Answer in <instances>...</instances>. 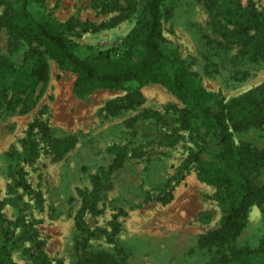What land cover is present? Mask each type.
Returning a JSON list of instances; mask_svg holds the SVG:
<instances>
[{
  "label": "rangeland",
  "instance_id": "1",
  "mask_svg": "<svg viewBox=\"0 0 264 264\" xmlns=\"http://www.w3.org/2000/svg\"><path fill=\"white\" fill-rule=\"evenodd\" d=\"M90 1L45 0L44 6L35 1L30 5L38 17L60 22L74 19L76 26L64 36L80 52L120 55L124 39L143 16L145 0H118L125 8L132 1L134 11L114 26L105 24L119 11L99 12ZM247 1L241 0L242 4ZM250 1L264 12V0ZM3 11L0 5V15ZM160 14L166 59L183 63L193 73L195 82L209 93L204 104L217 107L249 91L264 94V58H249L239 45L215 32L204 0H161ZM85 22L101 26L83 30L79 23ZM33 48L41 51L47 63L46 84L12 101L10 78L4 76L5 89L0 92L2 242L12 264H32L39 251L48 264H76L74 217L82 190L104 197L97 204L101 212L82 219L95 232L88 249L106 251L118 264H212L223 255L230 259L233 248L259 246L264 202L250 207L236 239L215 247L198 245L201 235L218 227L223 214L216 199L218 189L197 175L201 168L220 165L211 120L191 113L165 85L144 76L120 88H94L77 97L72 92L75 73L61 69L44 45L11 39L0 29V55L13 67ZM134 91L143 95L140 104L109 112L112 101ZM149 111L163 120L148 116ZM34 121L45 124L54 138L71 137L72 143L61 153L49 152L40 143L38 155L23 162L28 126ZM166 134L174 136L172 143L163 140ZM260 134V130L232 131V139L235 145L240 139L255 142ZM39 135L34 128L33 139ZM135 149L141 154L134 155ZM118 154L124 155L122 163L107 170ZM96 175L100 177L97 184ZM21 176L38 198L23 190ZM256 179L264 183V167ZM12 196L20 198L16 206L7 201ZM23 202L27 207L21 208ZM114 213H119L115 234L109 224ZM254 259L255 264H264V259Z\"/></svg>",
  "mask_w": 264,
  "mask_h": 264
},
{
  "label": "trees",
  "instance_id": "2",
  "mask_svg": "<svg viewBox=\"0 0 264 264\" xmlns=\"http://www.w3.org/2000/svg\"><path fill=\"white\" fill-rule=\"evenodd\" d=\"M34 1L40 6L45 5V0H0V5L4 8L0 15V29L4 28L11 39H22L44 45L61 69L75 73L72 92L77 97L86 96L94 88H120L144 76L148 81L165 85L185 104L186 109L190 107L191 113L211 120L215 127L214 139L218 146L215 157L220 165L215 168H201L197 175L200 180L218 189L216 199L223 207V214L218 227L201 235L198 245L203 248L215 247L236 239L247 222L250 207L264 202V183L256 179L259 170L264 167V94L249 91L217 107L204 104L209 93L195 82L193 73L183 63L169 62L163 52L161 0H145L142 18L136 21L124 39V50L116 57L103 51L95 54L82 53L71 46L64 32L75 27L76 21L71 19L60 22L49 17H38L30 5ZM130 2L127 8L121 6L118 0H91L90 5L102 13L118 10L117 17L105 24L114 26L128 18L134 11V3ZM204 2L215 32L225 41L239 45L242 53L247 54L249 58H264V12L257 10L250 0L246 4H242L241 0H204ZM79 26L83 30L89 28L96 30L101 25L85 22L79 23ZM4 76L10 78L8 85L13 101L19 94L46 84L47 63L41 51L35 48L24 56L17 67H13L8 58L0 55V92L5 89L2 80ZM142 101L143 95L139 91L130 92L112 101L108 110L115 114L130 109ZM147 114L163 120L156 112L149 111ZM34 128H38L40 132L37 140L32 137ZM231 130L237 133L260 130V140L254 142L240 139L235 145ZM162 137L168 143L174 141L172 134ZM40 143L42 148L46 147L49 152L61 153L72 143V138H54L45 124L34 121L28 126L23 162L32 161L38 155ZM133 154L141 153L135 149ZM194 158H197L196 155ZM123 160L124 155L118 154L107 170L115 169ZM93 179L97 184L100 177L96 175ZM19 182L25 192L39 197L23 176L20 177ZM79 195L81 206L74 217L78 229L75 237L76 264H118L106 251L96 253L89 251L88 244L95 232L82 223L86 214L97 215L101 212L102 207H98L97 204L104 197L84 190L80 191ZM19 200L18 196L7 199L14 206ZM27 205L23 202L21 208ZM118 214H112L109 221L113 234L118 232L116 222ZM3 221L0 211V264H12L10 253L2 242V237L5 235ZM254 258L264 259V235L255 250L247 247L233 248L230 259H226L223 255L221 260L212 264H255ZM32 260V264H48L45 254L41 251L37 259Z\"/></svg>",
  "mask_w": 264,
  "mask_h": 264
}]
</instances>
